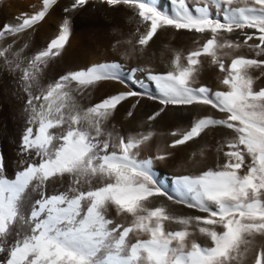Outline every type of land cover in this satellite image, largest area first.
<instances>
[{
    "label": "snow or ice",
    "instance_id": "6c2138e0",
    "mask_svg": "<svg viewBox=\"0 0 264 264\" xmlns=\"http://www.w3.org/2000/svg\"><path fill=\"white\" fill-rule=\"evenodd\" d=\"M89 2L73 0L35 51L34 34L58 0L0 25V70L24 94L26 113L22 164L10 170L0 154V264H264V0H168L169 11L155 0H99L130 13L133 31L117 41L130 46L129 59L165 32L196 46L170 50L165 71L135 67L139 88L94 102L103 83H124L120 61L48 78L73 35L70 14ZM205 60L218 70L216 89L201 83ZM143 100L157 107L140 128H117V113L135 120ZM169 112L187 118L168 147L204 141L190 157L200 166L174 176L175 195L155 176L171 153L147 154Z\"/></svg>",
    "mask_w": 264,
    "mask_h": 264
},
{
    "label": "bare ground",
    "instance_id": "6f19581e",
    "mask_svg": "<svg viewBox=\"0 0 264 264\" xmlns=\"http://www.w3.org/2000/svg\"><path fill=\"white\" fill-rule=\"evenodd\" d=\"M33 3L39 5L40 0H4L3 10H4L5 16L8 19V21L7 20L6 21L7 22L11 21L17 13H19L23 10H29L30 5ZM72 3H73V0H58L57 6H55L54 10L51 11L49 17L46 18V20L43 22L42 26L41 25L39 26L41 28L40 30H42L40 36L45 37V38H43V40L44 39L46 40V36L47 37L49 36V34L51 33L50 32L51 29H53L52 31H55V30L57 31V26L56 27L54 26L55 28L52 26V28H51V26H50L51 20H52V22L57 21L56 23H59L61 20L60 17L62 15L59 17L58 13L60 12L61 8L67 7V6L70 7V5ZM155 3H157L159 5V7L165 11L170 10L168 0H155ZM79 12L81 13V16L83 18H87V20L89 19V20H92L93 22H104L105 23L104 27L106 28V34L110 35L111 41H112L111 48H110V49H112L111 54L107 52L108 47L104 48V45H103V48L99 49V52H98L97 48L95 49L97 51L93 50L94 52H97L99 57L101 56L102 59H100V60H103L104 62L98 60V58H99L98 57L96 60H95V58L91 59L88 63L85 61L87 63L86 65H90V64H94V63L112 62L114 60L120 61L121 67H122V71H121V77L122 78L124 76H127L126 72L128 70H130V68L134 69L137 66H140V67L151 66L156 71H165V70H167L168 63H169L170 58H171V51L170 50H172V49L183 50L186 53L187 51L191 50L193 47L196 46L192 42L193 37L190 35H179V34L174 35L173 33L165 32L163 34H159L158 38L155 39V42L150 45V48L148 49V52L145 55L139 56V57L133 56L131 59H129V57L126 55V52L129 50L130 46H128L124 43H120L119 45L117 44V41L123 42V41L127 40L133 31V26L128 24V16L130 15V13L127 10L122 8L118 11H114V10L100 4L99 0H90L89 4L85 8L80 9ZM76 13H77V11H76ZM65 15H67V14L65 13ZM63 16H64V14H63ZM77 16H80V15L77 14ZM4 17L2 16V18H4ZM4 21H5V19H4ZM103 24H102V26H103ZM100 34H101V32H100ZM98 35L99 34L97 33V36ZM102 35H105V33H102ZM40 36H39V38H40ZM105 37H108V36H105ZM73 46L78 47V45H76V44L75 45L71 44L69 49L71 50V48H73ZM37 47L40 48L38 45H36V48ZM41 47H43V46L41 45ZM93 47H96V46H93ZM93 47H91L90 50L94 49ZM69 49L67 48L66 52H70V51H68ZM73 49L76 50L79 53V55L77 54L78 56L77 57L75 56L76 57V59L74 58L75 60L74 59L70 60L71 58L68 59L67 57L69 55H67L66 59H68L71 62V65L72 64L78 65L80 67V65L84 62L83 57L85 55L84 56L82 55L83 57L80 56L81 49H79V48H73ZM76 51H74V52H76ZM108 51H110V50H108ZM243 51H244V54H246V55H249V56L252 55V53L248 52L247 50H243ZM64 55H66V54H64ZM81 59H83V60H81ZM69 61H68V63H69ZM84 63H83V65H85ZM72 67H74V66H72ZM50 68H52V67H50ZM50 68H49V70H50ZM55 69L56 68L54 67V70ZM62 69L58 68L57 70H55L57 75H54V76H58L66 68H64L63 70ZM135 75L140 76V79L143 81L142 74L135 73ZM217 75H218V70L215 69L214 67L209 66L207 60H205V70L202 73L201 83L206 84V85L212 87L213 89H216L218 86ZM54 76L52 75V78ZM109 84H110V86H112V88H114L115 91L118 89L123 90L126 87L130 88V87L126 86L124 83L119 84L117 82H110ZM109 84H104L103 86H105V85L109 86ZM129 85H131V84H129ZM139 87L140 86H137L136 88H139ZM143 90L144 91H151V92L155 91L154 89L147 88V87ZM111 92H112V90H111ZM9 93L10 92H8L6 90H3V89L0 90V97H1L0 103H1V101H5V98H10L9 96H11V95H9ZM7 95H8V97H7ZM11 100L13 102V99H11ZM15 102H16V100H15ZM15 102H13V103H15ZM8 106L10 107V105H8ZM156 107H157V105L154 102L148 101V100H143L142 101V107H140L138 109L136 119L129 121L128 119L124 120L125 119L124 118L123 119L124 121H121V122H124L125 125L123 123L122 124L124 126H126L125 127L126 130L130 129V128H138L139 129L140 125L143 123L144 118L146 117V114L148 112L152 111ZM6 113L8 114V112H6ZM123 116L121 115L120 118ZM25 117H26V113L24 112L23 108L17 107V109H12L9 112V118L10 119L9 118L8 119L10 120L11 125L16 126V128H17V126L20 125L21 122L23 123V120ZM186 118L187 117L184 114L169 112L168 115L164 116L162 119H158V121L154 125L155 130L157 131V136L154 138V141H153L151 149L149 150V153H147V154H151V155H156L158 152H170L171 153L168 160L162 161V162H157L156 167H155V176H156L158 183L164 189H166L169 193L174 194V195H175V185L173 183L174 176L177 173L187 172L189 170H193L194 168L200 166V165L194 164L193 161L190 159V157L194 151L198 152L200 145L204 143V141L190 142L189 144L184 145V146H180L176 149H172V148L168 147V145L171 143V141L173 139V137L170 135V132L173 131L177 126H183L182 121L186 120ZM118 122H119L118 120L117 121L115 120L116 125L119 124ZM1 131L3 134H5V136L14 135V132H16L13 130V127H8V126L5 129H1ZM19 131H20V129H19ZM1 137H3V136H1ZM10 137H8L9 140L6 141V143H5L6 145L9 143ZM206 139H207L208 143H211L210 137L206 138ZM3 147L5 148V146H3ZM10 148H13V147L11 146ZM11 150H13V149H11ZM13 152L11 151V153H13ZM10 156H11V154H9V157ZM12 157L13 156H11V158ZM14 157H16V156H14ZM7 160H8V158H7ZM9 160H10V158H9ZM14 161L16 162L15 158H14ZM17 163L18 162L15 163L16 164L15 166H17ZM201 163L210 165L213 163V161H212L211 157H209L208 159L202 161ZM173 207H175L176 211H178V212L194 214L193 210L183 208L182 206H173Z\"/></svg>",
    "mask_w": 264,
    "mask_h": 264
},
{
    "label": "rangeland",
    "instance_id": "374dc122",
    "mask_svg": "<svg viewBox=\"0 0 264 264\" xmlns=\"http://www.w3.org/2000/svg\"><path fill=\"white\" fill-rule=\"evenodd\" d=\"M57 6V5H56ZM71 6V5H70ZM2 7V8H1ZM54 8H55V6H54ZM54 8H53V10H54ZM64 8H69V6H67V7H63V8H61V10H60V14L58 13V16L60 17L61 15L63 16V14L65 15V13H64ZM80 10H77V13L76 12H72L71 13V16H72V19H73V35H72V37L70 38V40L71 41H69V44H68V46H67V48L69 49V47L71 46V44L72 45H78V47L76 46H73V48H79V49H81V51H80V56H82L83 57V59H84V62L86 61L87 63L91 60V59H94L95 58V60L99 57V55L97 54V52H94V51H97L98 50V52H99V49L100 48H103V45H104V48H107L108 47V50H110V51H108L107 50V52L108 53H110L111 54V52H112V49H110L111 48V44H112V41H111V37H110V35H107L106 34V28L104 27L105 26V23L104 22H93L92 20H87V18H83L82 16H81V13L79 12ZM79 12V13H78ZM4 14V10H3V4H1L0 5V25H2V24H4V23H9V22H14V20L12 19L11 21H9V22H7L8 21V19H7V17L5 16V14ZM77 14L78 15H80V16H77ZM2 16L4 17V18H2ZM62 16L60 17V19L62 18ZM4 19H5V21H4ZM7 20V21H6ZM57 21H53L52 22V20H51V24H50V26H51V28H52V26L54 27H56L59 23H56ZM104 23V24H103ZM43 24V23H42ZM42 24H41V26H42ZM102 24H103V26H102ZM54 27V28H55ZM101 27V28H100ZM41 28L39 27L38 28V30L35 32V34H34V37H33V39H32V41H31V51H35L36 49H38V47L36 48V45H38L40 48H41V45L42 46H45L46 45V43L50 40V38H52V37H54V35L56 34V30L55 31H52L53 29H51V33L49 34V38L46 36V40L44 41L43 40V38H45L44 36H40L41 35V32H42V30H40ZM105 29V30H104ZM99 34L98 36H97V33ZM100 32H101V34H100ZM102 33H105V35H102ZM39 36H40V38H39ZM102 36V37H101ZM105 36H108V37H105ZM42 38V39H41ZM102 38V39H101ZM107 38V39H106ZM110 38V39H109ZM25 39H27V37H25ZM40 40V41H39ZM42 40V41H41ZM77 40V41H76ZM102 40V41H101ZM74 41V42H73ZM72 42V43H71ZM102 44H101V43ZM104 42V43H103ZM41 43V44H40ZM44 44V45H43ZM99 45V46H98ZM102 45V46H101ZM106 45V46H105ZM93 46H96V47H93ZM91 47H93L94 49H92V50H90L91 49ZM36 48V49H35ZM73 48H71V50L69 49L68 51H70V52H66L65 54L66 55H64V57H63V59L62 60H60L58 63H55V64H53L51 67L52 68H50V70L48 71V78L49 79H51L52 78V75L54 76V75H57L56 74V72H55V70H57L58 68H75V67H77L78 65H71V62L68 60V59H70V60H72V59H76V57L79 55V53L76 51V50H74ZM97 48V50H95ZM76 51V52H74V51ZM94 50V51H93ZM73 51V52H72ZM83 51V52H82ZM93 51V52H92ZM75 53V54H74ZM78 54V55H77ZM92 54V55H91ZM67 55H69L68 57H67ZM72 55V56H71ZM71 56V57H70ZM76 56V57H75ZM66 57L68 58V59H66ZM74 59V60H75ZM83 59H81V60H83ZM100 59H102L101 58V56L98 58V60H100ZM69 61V63H68V61ZM100 61H102V62H104L103 60H100ZM83 62V63H84ZM84 63L85 65L87 64V63ZM83 63L80 65V67L81 66H84L83 65ZM66 64V65H65ZM64 66V67H63ZM72 66H74V67H72ZM54 67L56 68L55 70H54ZM79 67V66H78ZM62 69V70H63ZM132 69L133 68H130V70H128L126 73H127V76H124L123 78H122V80L124 81V84L126 85V86H128V87H130V88H132V87H137V86H140L139 84H137L136 83V81L134 80V73L132 72ZM50 72V73H49ZM55 73V74H54ZM56 76H54L53 78H55ZM142 81V80H141ZM143 82V81H142ZM110 82H106V83H104V84H109ZM118 83V82H117ZM103 84V85H104ZM120 84V83H119ZM122 84V83H121ZM129 84H131V85H129ZM103 85H101L100 86V88L97 90V92L96 93H94L93 94V98H92V102H94L95 100H98L99 98H100V96H102V95H105V94H108V93H111V90H112V92H114L115 90H114V88H112V86H110V84H109V86L108 85H105V86H103ZM0 90H6V91H8V92H12L11 94L9 93V95H11V96H9L10 98H5V101H1V103H0V135L1 136H3V137H1L0 136V154H3L4 155V157H5V160H6V162H7V164H8V166H9V169L11 170V169H13V168H15L16 166V162H18V163H20V164H22V160H21V156H20V142H21V137H22V134H23V132H24V129H25V127H26V123H25V119H26V117L24 118V120H23V123L21 124L20 123V125H18L17 126V128H16V126H13V125H11V123H10V118H9V112L12 110V109H17V107L19 108V107H21V108H23L24 109V100H25V96H24V94L19 90V87H18V85H17V83H16V81L14 80V78L12 77V76H10L9 74H7L6 72H4L3 70H0ZM112 89H111V88ZM7 88V89H6ZM110 88V89H109ZM13 95V96H12ZM7 97H8V95H7ZM17 97V98H16ZM1 98V97H0ZM15 98V99H14ZM7 99V100H6ZM11 99H13V102H15V100H16V102L15 103H13L12 102V100ZM3 100V99H2ZM8 101V102H7ZM9 103V104H8ZM85 103H88V101H85ZM14 104V105H13ZM20 104V105H19ZM8 105H10V107L8 106ZM12 105V106H11ZM17 105V106H16ZM8 107V108H7ZM15 107V108H14ZM7 110V111H6ZM5 111V112H4ZM6 112H8V114L6 113ZM124 112V109H121L118 113H117V117H116V121L118 120L119 122V126L117 125V128H120L121 130H126V126H124L125 124H124V122H121V121H124V120H126V119H124L125 118V112ZM19 114V113H18ZM123 116V117H121L120 118V116ZM9 118V119H8ZM119 118V119H118ZM121 119V120H120ZM124 119V120H123ZM3 122V123H2ZM2 123V124H1ZM121 123V124H120ZM124 125H123V124ZM7 126L8 127H13V130L14 131H16V132H14V135H10V136H5V134H3L2 133V131H1V129H5V128H7ZM19 129H20V131H19ZM18 130V131H17ZM10 133V132H9ZM6 137V138H5ZM8 137H10V141H9V143L6 145L5 143H6V141H8L9 139H8ZM9 145V146H8ZM3 146H5V148L3 147ZM13 147V148H10V147ZM9 149V150H8ZM11 149H13V150H11ZM13 152V153H11V151ZM7 151V152H6ZM11 154V156H16V157H14L15 158V160H16V162L14 161V158L12 157L11 158V156L9 157V154ZM15 154V155H14ZM7 158H8V160H7ZM9 158H10V160H9ZM15 162H13V161ZM9 161V162H8ZM12 164H11V163ZM17 163V164H18Z\"/></svg>",
    "mask_w": 264,
    "mask_h": 264
}]
</instances>
